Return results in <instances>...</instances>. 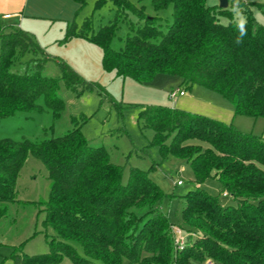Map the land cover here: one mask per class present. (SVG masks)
<instances>
[{"label":"trees","instance_id":"obj_1","mask_svg":"<svg viewBox=\"0 0 264 264\" xmlns=\"http://www.w3.org/2000/svg\"><path fill=\"white\" fill-rule=\"evenodd\" d=\"M74 1L79 9L86 2ZM108 1L115 7L112 19L97 30L90 18L81 26L69 22L60 43L84 38L102 49L104 68L118 76L140 83L160 74L177 76L190 88L200 85L222 95L236 116L264 119V26L256 25L251 10H264V4L234 2L247 17L246 35L237 44V23L219 19L231 13L207 0H152L155 11H171L166 29L161 18L147 17L144 0L138 5L98 0L96 9ZM129 15L139 23L131 25L116 50L112 43ZM52 60L60 78L43 74ZM61 84L78 96L85 90L105 91L50 56L32 33L19 28L1 32L0 121L17 113L52 111L57 117L65 108ZM138 121L142 130L153 131L150 145L159 147L163 160L174 157L192 168L195 187L186 194L185 230L162 211L166 194L149 171L132 169L123 183V168L111 162L107 151L91 146L79 128L37 142L0 138V220L16 198L29 155L45 165L50 180L48 199L41 203L44 226L55 233L50 251L35 256L15 251L13 264H264V137L162 106L143 107ZM208 179L219 181L230 204L203 190ZM176 229L184 238L182 249Z\"/></svg>","mask_w":264,"mask_h":264},{"label":"rangeland","instance_id":"obj_2","mask_svg":"<svg viewBox=\"0 0 264 264\" xmlns=\"http://www.w3.org/2000/svg\"><path fill=\"white\" fill-rule=\"evenodd\" d=\"M85 1V5L79 9V4L74 0H57V21L40 20L37 31L42 41L38 38V42L50 56L64 60L87 82L96 83L105 91L85 90L78 96L61 84L58 93L65 108L57 117L52 111L17 113L0 121V138L37 142L61 137L79 128L91 146L107 151L111 162L123 168V183L128 181L132 169L149 171V178L166 194L162 211L174 226L183 228L182 212L186 194L195 187L192 168L181 159H162L159 147L150 145L153 131L141 129L138 121L141 109L147 106L177 108L259 137H264V119L236 116L232 104L222 95L200 85L190 88L177 76L160 74L147 83L118 76L115 71L104 68L102 49L84 38L75 37L66 44L60 43L68 21H75L81 26L86 18H90L97 30L100 23L114 17L115 7L111 2L96 9L98 0ZM128 1L139 4V0ZM244 1L264 4V0ZM207 3L219 9V0H207ZM142 5L147 17L161 18L166 29L171 22V11H155L152 0H144ZM233 9H239L247 21L241 8L231 1L226 9L231 16L220 15L221 23H237ZM251 10L256 25L264 26V10L257 7ZM138 23L135 15H129L122 21L112 47L116 50L122 48L124 40L131 33V25L136 27ZM30 57L27 55L26 59ZM17 69L23 71L22 66ZM43 74L60 78L61 70L57 62L52 60L47 63ZM179 91L185 94L180 95ZM179 180L182 181L181 185H177ZM202 188L223 204L231 203L230 198L223 196L221 184L216 179H208ZM16 192L15 200L8 206L7 215L0 220V264H13L12 255L15 251L27 256L48 253L50 240L55 235L51 228L44 226L46 212L41 204L48 199L50 192L48 170L36 157L29 155L27 158L19 173ZM78 250L82 253L80 248ZM64 264L71 263L65 260Z\"/></svg>","mask_w":264,"mask_h":264},{"label":"crops","instance_id":"obj_3","mask_svg":"<svg viewBox=\"0 0 264 264\" xmlns=\"http://www.w3.org/2000/svg\"><path fill=\"white\" fill-rule=\"evenodd\" d=\"M40 20L57 21V0H0V34L19 28L32 33L38 40Z\"/></svg>","mask_w":264,"mask_h":264},{"label":"clouds","instance_id":"obj_4","mask_svg":"<svg viewBox=\"0 0 264 264\" xmlns=\"http://www.w3.org/2000/svg\"><path fill=\"white\" fill-rule=\"evenodd\" d=\"M233 11L235 12L237 17V27L239 30V35L236 39V43L239 44L242 42L243 37L246 35V30H245L246 19L240 14L239 9H233Z\"/></svg>","mask_w":264,"mask_h":264},{"label":"built area","instance_id":"obj_5","mask_svg":"<svg viewBox=\"0 0 264 264\" xmlns=\"http://www.w3.org/2000/svg\"><path fill=\"white\" fill-rule=\"evenodd\" d=\"M180 95H184L185 92L184 91H179ZM182 182H178V184L180 185ZM176 233L179 236L177 239V244L179 246L180 249H182L183 244H184V238L182 237V232L179 229H176ZM208 264H213L212 262H209Z\"/></svg>","mask_w":264,"mask_h":264},{"label":"water","instance_id":"obj_6","mask_svg":"<svg viewBox=\"0 0 264 264\" xmlns=\"http://www.w3.org/2000/svg\"><path fill=\"white\" fill-rule=\"evenodd\" d=\"M235 2V1H238V0H219V8L220 9H228L229 5H230V2Z\"/></svg>","mask_w":264,"mask_h":264}]
</instances>
